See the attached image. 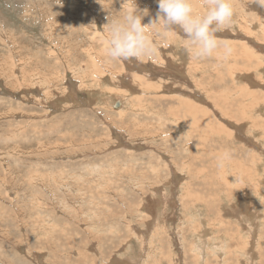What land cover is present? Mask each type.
<instances>
[{"label": "rangeland", "instance_id": "obj_1", "mask_svg": "<svg viewBox=\"0 0 264 264\" xmlns=\"http://www.w3.org/2000/svg\"><path fill=\"white\" fill-rule=\"evenodd\" d=\"M234 4L231 59L155 26L137 62L102 46L120 0H0V264H264V10Z\"/></svg>", "mask_w": 264, "mask_h": 264}, {"label": "clouds", "instance_id": "obj_2", "mask_svg": "<svg viewBox=\"0 0 264 264\" xmlns=\"http://www.w3.org/2000/svg\"><path fill=\"white\" fill-rule=\"evenodd\" d=\"M121 20L110 21L109 47L107 56L111 61H137L157 55V48L150 39V30L159 26L168 35L176 30L183 34L187 41L185 48L189 56L205 61L217 54L227 61L233 49L218 39V34L231 27L236 15L234 0H203L207 11H197L193 0H159L156 19L149 25L143 23L147 11L140 12L129 7V0H120ZM253 5L264 10V0H252ZM224 159H228L226 153Z\"/></svg>", "mask_w": 264, "mask_h": 264}, {"label": "bare ground", "instance_id": "obj_3", "mask_svg": "<svg viewBox=\"0 0 264 264\" xmlns=\"http://www.w3.org/2000/svg\"><path fill=\"white\" fill-rule=\"evenodd\" d=\"M110 4V3H109ZM107 6H109L108 4H107ZM114 6V5H113ZM105 8V7H104ZM106 9V8H105ZM108 9V8H107ZM106 9V10H107ZM106 12V11H105ZM56 14V13H55ZM106 14V13H105ZM111 14V13H110ZM55 16V15H54ZM59 16V15H58ZM92 23V22H91ZM89 24V23H88ZM66 26H68V25H66ZM55 27V26H54ZM61 28V27H60ZM54 29V28H53ZM55 29H57V28H55ZM58 30H60V29H58ZM67 32V31H66ZM73 32H74V30H73ZM68 33H70V32H68ZM249 33V32H248ZM251 34H252V32H251ZM108 35V34H107ZM98 36V35H97ZM66 38V37H65ZM94 39V38H93ZM98 39V38H97ZM110 39V38H109ZM108 39V40H109ZM101 40V39H100ZM102 41H104L103 39H102ZM102 43V42H101ZM104 43V42H103ZM229 44V43H228ZM245 45V44H244ZM102 46L104 47V48H106L105 50L107 51V49H108V47H109V41H107V42H105L104 44H102ZM232 46V45H231ZM234 48V47H233ZM239 48V47H238ZM246 48V47H245ZM244 49V48H243ZM247 49V48H246ZM243 51H245V50H243ZM240 56H238V58H239ZM244 57H248V53H246V55L244 56ZM244 57H243V59H244ZM235 59L237 58V57H234ZM241 58H242V56H241ZM251 58V57H250ZM231 59V58H230ZM248 60H251V59H248ZM245 61V60H244ZM93 64H94V66H91V74L93 75V76H96V78L99 80V78H102V80H103V78L104 77H106L107 75H108V73H107V75L105 74V72H111L110 73V75L112 76V74L114 73L112 70L111 71H106V69L107 68H105V71H104V69L102 70V71H99L98 72V70H97V67H96V61L95 60H93ZM262 65V64H261ZM166 68V67H165ZM234 69V68H233ZM200 70V69H199ZM103 73V74H102ZM230 74V73H229ZM105 75V76H104ZM88 75H86V77H87ZM108 77H109V75H108ZM42 81V80H41ZM40 81V82H41ZM42 83H43V81H42ZM41 83V84H42ZM246 87V86H245ZM242 88V87H241ZM237 89V88H236ZM204 91H205V89H204ZM120 93V92H119ZM197 93V92H196ZM241 93V92H240ZM46 94V93H45ZM195 95V94H194ZM249 96V95H248ZM252 96H254V95H252ZM209 97V96H208ZM247 97V96H246ZM250 97V96H249ZM258 97V96H257ZM261 97V96H260ZM264 97V96H263ZM250 99H251V97H250ZM122 101V100H121ZM254 101V100H253ZM260 101V100H259ZM259 101H258V103H259ZM57 102V101H56ZM139 103V102H138ZM182 103H184L183 105H187L188 103H186L185 101H183ZM243 105V104H242ZM255 105H257V103H256V100H255V102H251L250 104H248V108H247V106H246V109H245V107L244 108H242V110H249L252 106H255ZM139 106V105H138ZM115 107V106H114ZM188 107V106H187ZM189 107H190V113H188L187 111H185V113H188L190 116H191V121L193 122V123H196L197 122V114H196V109L195 108H193V107H191L190 106V104H189ZM181 108V107H180ZM240 108V107H239ZM252 109V108H251ZM121 111V110H120ZM197 111H198V113H199V110L197 109ZM178 112H179V110H178ZM126 113V112H125ZM123 114V113H122ZM175 114V113H174ZM187 114V115H188ZM185 115V114H184ZM188 115V116H189ZM231 116V115H230ZM243 116V115H242ZM206 118H208L207 116H206ZM258 118V117H257ZM205 119V117L203 116V120ZM209 122L210 121H208V119H206V120H204L203 121V124H202V126L201 127H206V126H209ZM198 123V122H197ZM202 123V122H201ZM231 123V122H230ZM259 124V123H258ZM236 127V126H235ZM258 127V126H257ZM207 128V127H206ZM259 128V127H258ZM261 128V127H260ZM210 129V128H209ZM204 132V131H203ZM208 132V131H207ZM206 132V133H207ZM219 133V132H218ZM209 134V133H208ZM207 135V134H206ZM206 136H205V134H204V137H202V138H205ZM245 141V140H244ZM42 153V152H41ZM224 159V158H223ZM223 159H221V160H223ZM192 160V159H191ZM220 160V159H219ZM227 160V159H226ZM218 162V161H217ZM221 162V161H220ZM188 163V162H187ZM192 163V162H191ZM222 163V162H221ZM225 163V162H224ZM227 164V163H226ZM225 165V164H224ZM224 167V166H223ZM188 168V167H187ZM244 171H246V170H244ZM223 172V171H222ZM193 173V172H192ZM245 174V173H244ZM242 175H240V180H243V178L241 177ZM53 183V182H52ZM251 183V182H250ZM63 186V185H62ZM242 186H240V188H241ZM239 188V189H240ZM50 190V189H49ZM185 192H186V190H185ZM189 192H190V190H189ZM187 194H189V193H186V195ZM188 196V195H187ZM186 197V196H185ZM1 228V227H0ZM129 239V238H128ZM129 242V241H128ZM46 257V256H45Z\"/></svg>", "mask_w": 264, "mask_h": 264}, {"label": "water", "instance_id": "obj_4", "mask_svg": "<svg viewBox=\"0 0 264 264\" xmlns=\"http://www.w3.org/2000/svg\"><path fill=\"white\" fill-rule=\"evenodd\" d=\"M117 105H118V106H121V103L119 102V103L116 104V106H117ZM116 108H118V107H116Z\"/></svg>", "mask_w": 264, "mask_h": 264}]
</instances>
